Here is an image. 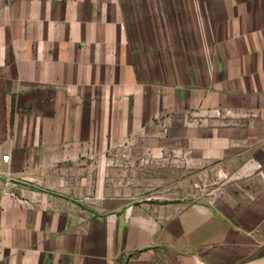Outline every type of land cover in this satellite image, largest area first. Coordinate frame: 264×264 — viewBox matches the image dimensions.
Wrapping results in <instances>:
<instances>
[{"label":"crops","instance_id":"0c3cea01","mask_svg":"<svg viewBox=\"0 0 264 264\" xmlns=\"http://www.w3.org/2000/svg\"><path fill=\"white\" fill-rule=\"evenodd\" d=\"M201 105L251 115L202 148L179 118ZM166 116L255 178L138 196L109 157ZM263 171L264 0H0V264H264Z\"/></svg>","mask_w":264,"mask_h":264},{"label":"rangeland","instance_id":"374dc122","mask_svg":"<svg viewBox=\"0 0 264 264\" xmlns=\"http://www.w3.org/2000/svg\"><path fill=\"white\" fill-rule=\"evenodd\" d=\"M249 115L251 114L248 112L231 107L201 105L185 109L179 118L185 131H199L200 145L203 148L205 143L202 138L209 132L214 134L220 128L239 126L240 120ZM177 119L176 116L161 117L152 131L130 134L113 146L115 155L109 157V160L118 162L124 170L123 174L131 177L133 173L137 175L139 171H145L148 179L152 180L151 189L135 187L138 196H184L212 202L214 198L225 195L230 190H245L239 182L255 178L257 173L241 169L229 171L224 166L227 159L218 157L205 158L201 155L199 160L195 157L192 160L191 145L177 144L171 139L170 130L176 125ZM233 143L237 148L240 147V141ZM237 148L232 151L236 152ZM258 176L264 179V171L259 172Z\"/></svg>","mask_w":264,"mask_h":264},{"label":"built area","instance_id":"2783aa9c","mask_svg":"<svg viewBox=\"0 0 264 264\" xmlns=\"http://www.w3.org/2000/svg\"><path fill=\"white\" fill-rule=\"evenodd\" d=\"M1 158H2V161H3L4 163H9V161H10V154H9V153H5V154H3V155L1 156Z\"/></svg>","mask_w":264,"mask_h":264}]
</instances>
